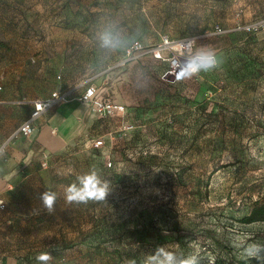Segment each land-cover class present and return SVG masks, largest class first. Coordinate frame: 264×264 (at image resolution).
<instances>
[{
    "label": "rangeland",
    "instance_id": "obj_1",
    "mask_svg": "<svg viewBox=\"0 0 264 264\" xmlns=\"http://www.w3.org/2000/svg\"><path fill=\"white\" fill-rule=\"evenodd\" d=\"M117 33L115 50L101 35ZM212 49L218 67L190 79L171 72L166 38ZM139 40L144 50L129 53ZM97 83L125 115L39 155L0 194V264H149L158 247L197 264H264V0H0V152L32 100ZM85 87H80L79 91ZM134 128L127 130L125 123ZM103 146H96L98 139ZM111 163V165H110ZM95 171L103 202L67 204L65 189ZM56 194L55 211L40 196Z\"/></svg>",
    "mask_w": 264,
    "mask_h": 264
},
{
    "label": "crops",
    "instance_id": "obj_2",
    "mask_svg": "<svg viewBox=\"0 0 264 264\" xmlns=\"http://www.w3.org/2000/svg\"><path fill=\"white\" fill-rule=\"evenodd\" d=\"M100 89L104 91L102 88ZM83 91H78V94ZM51 93L45 97H38L32 100V108L28 117L34 108V101L45 99ZM113 100L121 103L118 100ZM11 102L12 98L7 93L0 94V105ZM99 118V115L91 110L88 103L74 98L61 102L54 109L38 118L35 122L36 130L32 135L13 137V132L9 143L0 152V194H3L9 187L13 186V179L16 178L19 171L32 162L34 157L45 155L48 158L49 153L60 150L68 142L74 141L83 134L92 131Z\"/></svg>",
    "mask_w": 264,
    "mask_h": 264
},
{
    "label": "clouds",
    "instance_id": "obj_3",
    "mask_svg": "<svg viewBox=\"0 0 264 264\" xmlns=\"http://www.w3.org/2000/svg\"><path fill=\"white\" fill-rule=\"evenodd\" d=\"M101 47L112 51L118 48L122 40L117 33L106 31L101 37ZM218 67L216 53L212 49H199L195 55L186 60L182 68L183 76L180 79H190L198 76L201 72H210ZM78 184L73 183L65 189V202L67 204H87L89 201L103 202L109 194V181L101 180L95 171L85 176L78 177ZM42 207L49 214L54 213L56 204V194L45 191L41 194ZM264 251V246L250 244L244 249V254L249 258L260 259V253ZM39 264H48L53 259L50 253H40L35 257ZM149 264H197L195 256L178 260L171 252L158 247L153 255L149 257Z\"/></svg>",
    "mask_w": 264,
    "mask_h": 264
},
{
    "label": "built area",
    "instance_id": "obj_4",
    "mask_svg": "<svg viewBox=\"0 0 264 264\" xmlns=\"http://www.w3.org/2000/svg\"><path fill=\"white\" fill-rule=\"evenodd\" d=\"M195 41L191 38H181L173 40L166 38L157 48L160 58H165L164 54H168L170 60L171 72L180 76L182 65L179 61L177 52H191L194 48ZM144 45L141 41L136 40L129 53L144 50ZM85 87L81 94H78L80 87ZM77 98L82 102L88 103L91 110L99 115L101 118L117 117L127 113V107L124 104L115 102L110 96L104 93L96 83L87 82L81 83L74 87L61 86L54 90L51 95L45 99L34 101V108L26 121H24L15 131L13 137L19 135L30 136L35 130V122L46 112L54 109L61 102H66ZM125 129L130 130L134 125L130 122L124 124ZM96 146H103L104 139L100 138L96 141ZM111 165V163H110ZM0 206L5 207L4 201L0 199Z\"/></svg>",
    "mask_w": 264,
    "mask_h": 264
},
{
    "label": "trees",
    "instance_id": "obj_5",
    "mask_svg": "<svg viewBox=\"0 0 264 264\" xmlns=\"http://www.w3.org/2000/svg\"><path fill=\"white\" fill-rule=\"evenodd\" d=\"M257 221H264V201H258L255 203L250 214L244 218V222L253 223ZM214 264H228L222 259H216Z\"/></svg>",
    "mask_w": 264,
    "mask_h": 264
}]
</instances>
